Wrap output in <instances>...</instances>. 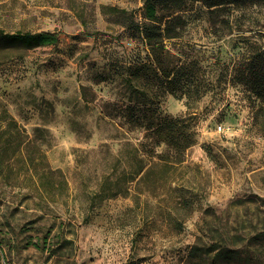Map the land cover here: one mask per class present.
<instances>
[{"label": "rangeland", "instance_id": "374dc122", "mask_svg": "<svg viewBox=\"0 0 264 264\" xmlns=\"http://www.w3.org/2000/svg\"><path fill=\"white\" fill-rule=\"evenodd\" d=\"M143 2L0 0V31L58 35L0 37V117L17 125L0 141V264H209L194 248L264 232V2L187 0L182 36L154 48L103 10L143 23ZM164 117L193 142L173 165L145 127Z\"/></svg>", "mask_w": 264, "mask_h": 264}, {"label": "trees", "instance_id": "16d2710c", "mask_svg": "<svg viewBox=\"0 0 264 264\" xmlns=\"http://www.w3.org/2000/svg\"><path fill=\"white\" fill-rule=\"evenodd\" d=\"M187 0H144L141 18L144 21L140 23L135 19L132 12L124 9H118L115 7H103L106 12H111L114 17L113 23L119 24L124 27L126 31H130L132 36L136 39L146 42L147 44L157 47L164 44L165 40L176 39L182 36L185 29V21L182 12L186 11ZM200 1L206 8L210 10L211 14H215L223 10V7L227 4H234L237 0H195ZM259 2L264 0H240L239 3L246 2ZM0 37L5 39L7 42L16 43L23 48H34L39 46H50L55 45L58 42V35L51 32H14L4 33L0 31ZM264 70V68H263ZM160 72L163 75L162 83L165 86H174L177 84L179 77L175 76L176 79L169 78L170 71L160 64ZM263 76L259 83L255 84L252 91L259 98L262 105L260 107L263 112L262 126L264 128V71ZM178 89L181 88L180 84H177ZM177 87L167 89L171 94H177ZM177 90V91H176ZM183 93L181 92L180 95ZM176 96V95H175ZM189 101V100H188ZM186 102L187 106L189 102ZM112 107V108H111ZM119 109L111 105L105 106V115L110 118L118 116ZM125 116L130 119L133 118V113L127 106L125 108ZM3 115L0 117L2 120L0 124V141L4 139L5 135L10 134V130L17 125L15 121L8 117L6 111H3ZM185 119H168L164 117L159 124H152V121L146 122V129H152L157 136L166 144L167 149L174 151V157L169 159V153L167 154L168 164L173 165L179 163L182 160L183 150L193 144L192 140L185 135L183 131ZM7 122L3 125L2 123ZM139 124V123H138ZM161 141V142H162ZM5 140L1 143V148H4ZM161 156V158H163ZM165 158V157H164ZM4 168L3 162L0 163V170ZM45 173L42 172V175ZM190 204L187 205L189 208ZM174 224L178 222L175 219ZM252 240V239H251ZM241 241L232 240L228 241L222 233H219L218 237L212 245H201L200 247L194 248L199 251V258L202 255L209 259V264H264V232L259 234L258 237L254 238L253 242L250 241L247 244V248L241 250ZM194 255V254H193Z\"/></svg>", "mask_w": 264, "mask_h": 264}]
</instances>
